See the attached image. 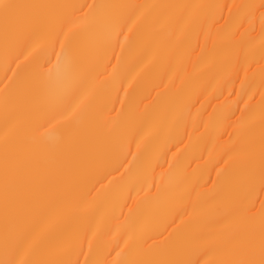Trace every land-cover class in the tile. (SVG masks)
I'll return each mask as SVG.
<instances>
[{
  "label": "bare ground",
  "instance_id": "1",
  "mask_svg": "<svg viewBox=\"0 0 264 264\" xmlns=\"http://www.w3.org/2000/svg\"><path fill=\"white\" fill-rule=\"evenodd\" d=\"M0 264H264V0H0Z\"/></svg>",
  "mask_w": 264,
  "mask_h": 264
}]
</instances>
